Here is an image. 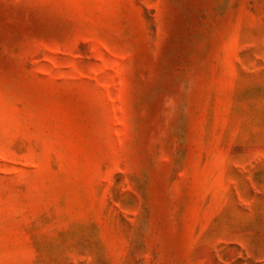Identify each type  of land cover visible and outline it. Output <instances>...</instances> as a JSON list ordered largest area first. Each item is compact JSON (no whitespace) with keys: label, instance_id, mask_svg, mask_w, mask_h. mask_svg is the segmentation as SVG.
I'll use <instances>...</instances> for the list:
<instances>
[{"label":"rangeland","instance_id":"obj_1","mask_svg":"<svg viewBox=\"0 0 264 264\" xmlns=\"http://www.w3.org/2000/svg\"><path fill=\"white\" fill-rule=\"evenodd\" d=\"M0 264H264V0H0Z\"/></svg>","mask_w":264,"mask_h":264}]
</instances>
